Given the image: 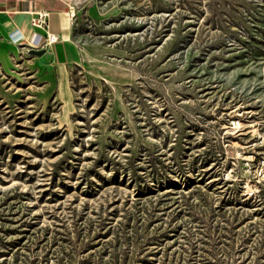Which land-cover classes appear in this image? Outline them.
Here are the masks:
<instances>
[{
  "label": "rangeland",
  "instance_id": "374dc122",
  "mask_svg": "<svg viewBox=\"0 0 264 264\" xmlns=\"http://www.w3.org/2000/svg\"><path fill=\"white\" fill-rule=\"evenodd\" d=\"M72 63L0 46V264H264V0H55Z\"/></svg>",
  "mask_w": 264,
  "mask_h": 264
},
{
  "label": "crops",
  "instance_id": "0c3cea01",
  "mask_svg": "<svg viewBox=\"0 0 264 264\" xmlns=\"http://www.w3.org/2000/svg\"><path fill=\"white\" fill-rule=\"evenodd\" d=\"M40 11L45 13L44 30L30 22ZM45 35L53 36L54 42L42 47ZM70 36L69 14L57 8L55 0H0V46L43 51L41 55L51 63L63 65L76 59Z\"/></svg>",
  "mask_w": 264,
  "mask_h": 264
},
{
  "label": "built area",
  "instance_id": "2783aa9c",
  "mask_svg": "<svg viewBox=\"0 0 264 264\" xmlns=\"http://www.w3.org/2000/svg\"><path fill=\"white\" fill-rule=\"evenodd\" d=\"M31 25L36 28V29H39V30H44L45 29V25H46V22H45V13L44 12H37L35 14V17L31 19ZM39 39H41L39 37ZM54 42V37L53 36H50V35H45L41 46L44 47L45 45H50ZM40 46V47H41ZM37 48V47H36Z\"/></svg>",
  "mask_w": 264,
  "mask_h": 264
},
{
  "label": "water",
  "instance_id": "95a60500",
  "mask_svg": "<svg viewBox=\"0 0 264 264\" xmlns=\"http://www.w3.org/2000/svg\"><path fill=\"white\" fill-rule=\"evenodd\" d=\"M30 53H31L32 55H35V56H40V55L43 53V51L30 50Z\"/></svg>",
  "mask_w": 264,
  "mask_h": 264
}]
</instances>
